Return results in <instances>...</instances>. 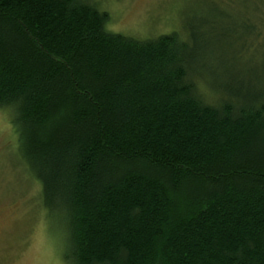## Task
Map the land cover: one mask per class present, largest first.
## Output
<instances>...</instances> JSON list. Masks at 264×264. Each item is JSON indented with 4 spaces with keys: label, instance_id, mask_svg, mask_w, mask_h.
<instances>
[{
    "label": "trees",
    "instance_id": "1",
    "mask_svg": "<svg viewBox=\"0 0 264 264\" xmlns=\"http://www.w3.org/2000/svg\"><path fill=\"white\" fill-rule=\"evenodd\" d=\"M109 21L82 0H0V110L65 262L264 264V83L223 69L209 97L177 33Z\"/></svg>",
    "mask_w": 264,
    "mask_h": 264
},
{
    "label": "rangeland",
    "instance_id": "2",
    "mask_svg": "<svg viewBox=\"0 0 264 264\" xmlns=\"http://www.w3.org/2000/svg\"><path fill=\"white\" fill-rule=\"evenodd\" d=\"M82 1L109 14L111 33L144 41L177 33L196 65L194 81L209 97L223 69L246 75L251 68L256 86L264 83V28L244 24L264 22V0ZM18 145L12 113L0 110V264H67L64 225L44 207Z\"/></svg>",
    "mask_w": 264,
    "mask_h": 264
}]
</instances>
